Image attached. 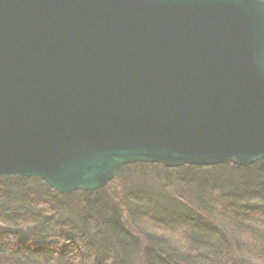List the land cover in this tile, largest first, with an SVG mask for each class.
I'll use <instances>...</instances> for the list:
<instances>
[{"label": "water", "instance_id": "1", "mask_svg": "<svg viewBox=\"0 0 264 264\" xmlns=\"http://www.w3.org/2000/svg\"><path fill=\"white\" fill-rule=\"evenodd\" d=\"M262 158L264 0H0V176Z\"/></svg>", "mask_w": 264, "mask_h": 264}, {"label": "trees", "instance_id": "2", "mask_svg": "<svg viewBox=\"0 0 264 264\" xmlns=\"http://www.w3.org/2000/svg\"><path fill=\"white\" fill-rule=\"evenodd\" d=\"M0 264H264V158L131 164L67 194L0 176Z\"/></svg>", "mask_w": 264, "mask_h": 264}]
</instances>
